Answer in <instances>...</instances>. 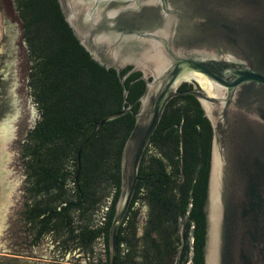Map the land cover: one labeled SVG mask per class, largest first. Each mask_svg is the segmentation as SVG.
Instances as JSON below:
<instances>
[{"label": "water", "instance_id": "water-1", "mask_svg": "<svg viewBox=\"0 0 264 264\" xmlns=\"http://www.w3.org/2000/svg\"><path fill=\"white\" fill-rule=\"evenodd\" d=\"M0 12V252L172 264L191 199L198 264H264V0Z\"/></svg>", "mask_w": 264, "mask_h": 264}, {"label": "trees", "instance_id": "trees-1", "mask_svg": "<svg viewBox=\"0 0 264 264\" xmlns=\"http://www.w3.org/2000/svg\"><path fill=\"white\" fill-rule=\"evenodd\" d=\"M195 204V200L188 199L185 215L178 216V221L174 222L176 226L174 237L180 238L179 244L173 242V246L179 249L173 250L172 264H184L187 260L189 264H198L200 236ZM189 240H191V245H189Z\"/></svg>", "mask_w": 264, "mask_h": 264}, {"label": "rangeland", "instance_id": "rangeland-1", "mask_svg": "<svg viewBox=\"0 0 264 264\" xmlns=\"http://www.w3.org/2000/svg\"><path fill=\"white\" fill-rule=\"evenodd\" d=\"M2 29H3V25H2L1 12H0V42L2 39ZM189 245H191V240H189ZM0 255H3V257H15L19 259L36 260L40 262H52L53 264H81V263H70L69 261H58V260H53V259L36 258L33 256H23L20 254H12V253L0 252ZM139 264H142V263H139ZM184 264H189L188 260Z\"/></svg>", "mask_w": 264, "mask_h": 264}]
</instances>
